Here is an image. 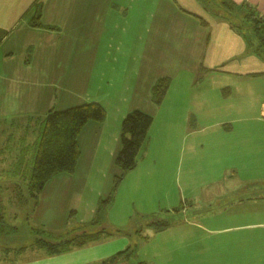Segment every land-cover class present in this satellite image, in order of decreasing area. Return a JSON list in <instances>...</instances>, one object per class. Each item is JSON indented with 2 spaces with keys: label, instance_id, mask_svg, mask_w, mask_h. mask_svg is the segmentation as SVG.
<instances>
[{
  "label": "crops",
  "instance_id": "0c3cea01",
  "mask_svg": "<svg viewBox=\"0 0 264 264\" xmlns=\"http://www.w3.org/2000/svg\"><path fill=\"white\" fill-rule=\"evenodd\" d=\"M183 1L187 6V0ZM191 1L188 5L196 6L202 16L181 5V14L172 12L176 8L171 6L162 13L159 0H0V34H4L0 45L4 49L0 57V116L29 118L31 75H36V82L41 74V67L29 73L32 63L39 67L41 60L47 59L64 65L73 52L86 54L94 86L92 101L104 108L105 119L102 124L89 122L80 131V155L71 175H78L85 183L94 166L95 172L105 165L113 171L122 120L133 110L150 114L153 123L142 148L149 147L152 135H161L157 152L161 161L171 159L184 172L183 178L175 181L180 197L184 196L187 217L185 222L152 232L155 243L146 263L165 264L168 259L170 264H264V176L255 177L258 183H254L248 172L257 155L254 150L264 158V135H260L264 129L254 135L256 129L251 126L228 123L250 116L254 87H264V62L247 51L246 41L215 10L208 12L212 17L206 21L203 3ZM246 1L264 16V0ZM36 12L40 26L31 24ZM146 35L153 37V41L148 38V45ZM40 40L52 47V57ZM39 45L46 55L36 53ZM31 47L34 52H29ZM148 52L149 59L161 52L164 60L162 67L148 63L149 72L144 73ZM121 59H127L128 64L123 80L117 76ZM257 73L260 75H253ZM213 75H225L231 79L230 86H208ZM165 77L170 79L169 88L161 104L155 105L152 87ZM239 83L247 85L245 93L238 90ZM95 86H101V91ZM236 92L242 95L236 98L241 99L239 105L232 100ZM261 92L264 116V90ZM217 116L223 118L221 122H216ZM107 126L115 130L104 145L111 149L108 156L88 157L87 151L93 155L97 146L103 145ZM11 176L10 180L18 179L22 174ZM9 197L0 193L3 222L12 230L27 228V205L15 204ZM147 240L148 236L146 244ZM91 244L52 256L29 246L19 252L5 247L0 264H92L94 258L101 260L102 256Z\"/></svg>",
  "mask_w": 264,
  "mask_h": 264
},
{
  "label": "rangeland",
  "instance_id": "374dc122",
  "mask_svg": "<svg viewBox=\"0 0 264 264\" xmlns=\"http://www.w3.org/2000/svg\"><path fill=\"white\" fill-rule=\"evenodd\" d=\"M167 1L172 2V4L167 3ZM173 2V0H159L158 6H160L161 12L163 13L167 6H171L176 8L172 12L180 13L179 6L181 5L188 12L202 16L198 13L196 6L188 5L192 2L191 0H187V6L183 0H177L178 5ZM203 4L205 5V2ZM209 11L207 9L204 12L206 21H209L212 17V12L208 13ZM148 38L153 41L152 35H146V45H148ZM40 42L49 49L48 54L50 55L52 47L45 45L43 40H40ZM36 49V53L39 51L41 56L47 53L41 45ZM3 51V47L0 48V57ZM147 51H149V48ZM29 52H34V48L31 47ZM53 55L56 56L55 53ZM70 55L73 58L65 61L64 65L59 64L56 60L49 63L47 59H42L43 61L41 60L39 67L32 63L29 73L36 72L41 67V74L36 82V75H31L34 81L31 80L29 83V118L0 116V193L1 195H7V199L10 196L9 198L15 204L17 202L21 206L27 205V209L33 201L29 199L24 175L27 174L28 169L26 170V168H29V161L47 111L50 108L64 110L79 104L95 102V100L92 101L94 86H91L89 63L85 61L86 54L73 52ZM149 56L151 54L148 52L144 73L149 72L147 66L150 62L157 63L158 67L163 65L164 58L161 59V52L153 55L155 57L153 59H149ZM240 58L238 57L239 60ZM126 62L127 59H121V67L117 72L120 80L127 76L128 64ZM98 73L101 74V70ZM223 76L225 75L209 76L206 84L208 86L214 84L217 89L219 84L222 83L220 88L225 89L230 86L231 79H225ZM100 77L102 78L103 75ZM245 86L247 85L244 83L240 85L239 83L238 90L245 93ZM95 87L98 89L97 91H101V86ZM114 87L117 86L114 85ZM254 90L256 93L253 95L251 106L248 108V110L250 109V116L243 119L236 118L237 121L234 124L232 122L228 123H231L230 125H233V127L251 126L256 129L253 134L258 135L256 132L264 129V116L261 115L260 105L261 91L264 90V87H256L255 85ZM241 96L237 92L233 94V104H241V99L236 101V98ZM223 97L225 96L223 95ZM85 98L88 101H85ZM226 102L229 105L232 104L230 100ZM96 103L98 102L96 101ZM225 109L222 108L221 111H225ZM215 119L216 122H221L223 118L217 116ZM113 134H115L113 126H107V131L102 140L103 145L99 144L97 146L98 152H94L93 155H89L90 152L87 151L88 157H107L111 149L109 145L106 147L104 145L110 138H113ZM260 135H264V132ZM7 139L8 141H6ZM159 143H161V135H152V143L149 147L146 149L145 147L141 148L136 167L127 172L123 181L113 193V179L117 172L114 165L113 171L110 172L106 165L100 166L99 170L95 172L94 166L91 168V173L85 183L79 181L78 175L62 173L55 176L46 184L44 192L38 200L37 207L29 213V227L8 230L5 236H0V253H2L1 249L5 247L17 248L19 252L20 248L32 244L36 236L56 242L72 237L78 231L97 232L103 230L105 232L100 234L97 240L91 242V245L97 247L98 256H102V259L97 260L94 258L95 261L92 264H105L106 262L111 264L112 258L127 248H131L133 253L129 252L127 257L121 258L118 263L113 264H136L145 261L155 243V239L152 237L154 230L148 226L149 223L160 226L164 222H168L171 225L175 222H185L187 217V213H184V209H186L184 196L180 197V187L176 186L175 181L176 177L182 179L184 172L182 168L178 169L176 162L171 159L167 163L161 161L160 156L157 154L160 148ZM166 144L167 140L163 147H166ZM82 148L81 153L84 154L85 150ZM118 148L119 138L113 157H115ZM180 149L179 143L177 150L180 151ZM254 151L257 155L253 159L252 166H248V172L250 170V173H252L253 179H255L254 183H258L255 177L264 176V158L259 155L258 149ZM140 156L141 159L139 160ZM19 166L24 169L18 170L17 173L23 175L18 179L10 180L9 178L12 177L13 173H16ZM236 167L242 168L240 165ZM244 167L247 168V166ZM110 195L112 196L111 202L99 215H95L100 200ZM25 199H28L27 202ZM8 212L7 215H10ZM31 229L36 230V232L31 231ZM115 229L120 230L121 233H115ZM107 232H110V234L108 235ZM146 236H148V244L145 243ZM170 262L171 260L167 259L165 264H170ZM145 264H147L146 261Z\"/></svg>",
  "mask_w": 264,
  "mask_h": 264
},
{
  "label": "trees",
  "instance_id": "16d2710c",
  "mask_svg": "<svg viewBox=\"0 0 264 264\" xmlns=\"http://www.w3.org/2000/svg\"><path fill=\"white\" fill-rule=\"evenodd\" d=\"M198 1L205 2L203 6L206 9L215 10L216 15L226 21L246 41L247 51L254 53L260 61L264 62V16L256 8L250 6L246 0L240 3L232 0ZM31 24L33 26H40L39 12H36V15L32 18ZM3 37L4 34H0V44ZM169 83L170 79L165 77L159 79L153 85L151 91L155 105H160L163 101L169 88ZM104 118L105 110L96 102L84 103L64 110L49 109L47 111L41 123L40 133L29 161V168H26V170L28 169L27 174L25 173L26 175H24L29 199L33 201L32 205L29 206V213L37 207L40 195L51 179L59 174H72L75 171L80 155L77 138L82 128L89 122L100 123ZM152 123L153 117L139 110L129 112L122 120L119 148L113 163L117 172L113 179L112 193L123 181L127 172L136 167L139 152L147 139ZM22 169L24 168L19 166L16 172ZM27 200L25 199L26 202ZM111 200V195L100 200L99 208L96 209L95 215H99ZM1 204L0 235L5 236L8 233L7 231L12 229L8 228L3 222V204ZM148 226L155 232H158L169 227V223L164 222L160 226L149 223ZM31 231L36 232V230L32 229ZM104 232L103 230L97 232L88 230L78 231L72 237L56 242L36 236L32 244H29V247L31 249L43 250L49 256L58 255L67 253L75 248L84 247L88 243L97 240L100 234ZM114 232L121 233L118 229H115ZM107 234L109 235L110 232H107ZM129 252L133 253V250L127 248L119 252V254L112 258L111 264L118 263L121 258L127 257Z\"/></svg>",
  "mask_w": 264,
  "mask_h": 264
}]
</instances>
